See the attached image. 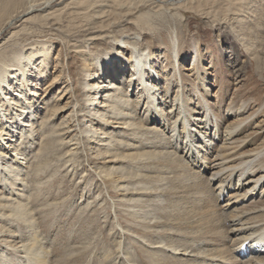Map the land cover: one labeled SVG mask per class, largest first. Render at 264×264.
<instances>
[{
  "label": "bare ground",
  "instance_id": "1",
  "mask_svg": "<svg viewBox=\"0 0 264 264\" xmlns=\"http://www.w3.org/2000/svg\"><path fill=\"white\" fill-rule=\"evenodd\" d=\"M157 2L0 0V244L12 256L7 261L6 250L0 249L2 264H20L31 251L41 256L35 238L10 240L18 235L2 222L14 223L13 216L32 223L25 192L31 160L35 153L43 155L61 147L68 148L71 158L87 148L95 160L96 176L110 192H121L118 197L126 202L135 200L138 204L130 206L133 211L140 204L136 198L140 191L157 196L165 189L158 184L151 191L137 189L134 186L143 180L127 183L132 174L150 179L154 176L150 173L162 174V168L174 165L176 177H191L194 188L204 182L214 194L213 185L218 184L214 202L233 240L229 256L212 252L208 258L202 250L175 248L168 242L173 233L169 230L162 231V250L186 264H264L259 256L264 254V199H256L257 193L264 194V96L243 88L228 104L209 102L207 82L200 80L203 54L196 43L191 44L194 57L186 67L182 64L185 37L180 32L173 30L169 40L159 33V41L153 40L159 32L153 12L162 6V1ZM148 5L153 12L135 16ZM63 19L76 21L75 28L63 31ZM35 21H40V31L32 26ZM61 32L68 34L64 37ZM238 52L233 50L235 58L229 64L237 74L245 69ZM192 69L205 93L188 79L185 70ZM55 89L59 91L54 93ZM49 90L51 98L45 96ZM229 114L237 119L231 121ZM34 145L39 149L32 155ZM128 161L136 165L133 173V168L125 166L130 165ZM121 162H126L125 167L117 168ZM40 169L44 171L45 166ZM223 196L229 198L220 205ZM241 202L246 205L239 207ZM244 251L254 255L242 263L237 252ZM15 258L20 261L11 262ZM35 258L29 261H45Z\"/></svg>",
  "mask_w": 264,
  "mask_h": 264
},
{
  "label": "rangeland",
  "instance_id": "2",
  "mask_svg": "<svg viewBox=\"0 0 264 264\" xmlns=\"http://www.w3.org/2000/svg\"><path fill=\"white\" fill-rule=\"evenodd\" d=\"M155 1H158V4L162 1V6L157 11L153 12L152 5H148L140 9L135 16L144 12H153L154 27L159 30L153 34L154 41H159V33L162 34V38L169 40L173 30L180 32L185 37L183 46L185 59L182 64H186V67L190 66L194 57L190 49L191 44L196 43L203 54L200 80L207 82L209 94L201 90L203 88L196 78L198 75L196 69L185 70V73L188 79L194 81L198 89L205 93L209 102L217 105L223 102L228 104L243 88L261 97L264 96V0ZM134 3L135 1L131 2ZM62 21L63 31L68 29L71 31L75 28L76 21L71 22L69 19ZM32 26L40 31L41 23L35 21ZM44 29V33H48L46 31L48 28ZM60 34L65 37L68 33ZM34 35H30V41L33 40ZM58 47L59 42L56 43L55 54ZM234 49L239 51V61L245 63L244 71L238 74L231 65L229 66L230 60L233 61L235 58ZM62 86L64 84H61ZM50 90L45 94L48 98L53 96ZM55 90L54 93L59 91V89ZM248 94L246 92L244 97ZM195 100L197 102V97ZM66 101L67 99L61 102L65 104ZM228 117L231 121L237 119L231 114ZM216 141L222 143L219 139ZM33 147L30 150L32 155L37 152L39 145ZM35 155L29 168V187L25 189L29 195V212L33 214L30 220L32 225L13 216L11 221L14 223L5 219L2 222L5 229L12 230L18 235L8 239L30 242L35 238L36 247L40 248L41 256L31 254L34 253L31 251L30 257L26 255L25 262L20 264H186L185 261H182L183 263L178 261L172 253L162 250L164 230L173 231L168 242L175 248H188L194 252L202 250L206 255L208 254V258L215 255L229 256L233 240L228 236L227 228L223 227L224 219L218 217L222 212L220 208L218 209L216 201L214 202L217 200L218 184L213 185L215 195L209 190L210 186L204 187V182L202 188H194L195 184L188 180L191 177H176L175 170L172 169L174 165L170 169L161 167L162 174L150 173L154 175L150 178L152 181L149 178L133 177L132 174V177L127 178V183L143 180L142 183L136 184L135 188H148L151 191L153 188L156 189L155 186L158 184L166 191H159L158 194L161 195L157 196H147L143 194L144 190L140 191L142 194L136 197L140 199V204L133 211L130 206L138 204L135 200L126 202L125 197H118L121 192L116 190L111 191L112 196H110V189L103 184L101 177L95 174L96 164L93 162L95 160L92 159L87 148L80 149L79 154L73 158L67 147L50 150L47 154L35 153ZM41 163L43 165L39 166ZM124 163L126 162L117 163L116 167L130 166L128 169L133 168L132 173L137 169L136 165L129 161L130 165L124 166ZM43 166H45L44 171L40 169ZM39 169L41 171L37 177L36 172ZM121 174L123 169L118 175ZM158 175L169 179H159ZM209 176L211 177V174ZM130 187L132 188L133 185ZM210 194L211 196H207ZM257 195V200L264 199V194ZM128 197L131 198L132 195ZM119 198L121 201H118ZM228 198L226 196L225 199L223 196L220 205H225ZM162 199L165 210L162 208ZM116 200L117 204L114 202ZM238 205L244 207L246 203L241 202ZM202 247H205V250L201 249ZM0 249L6 250L5 255L9 261L12 258L9 254L11 252H8L3 245ZM212 252H214L213 256L210 255ZM253 255L237 252L238 259H241L242 263ZM33 256L44 259V263L33 260L30 262L29 258L37 259ZM259 256L264 257V254ZM15 260L18 259L15 258L11 262ZM2 262L0 257V264Z\"/></svg>",
  "mask_w": 264,
  "mask_h": 264
}]
</instances>
